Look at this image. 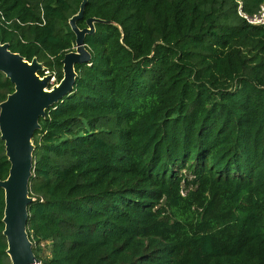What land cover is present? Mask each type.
Here are the masks:
<instances>
[{"label": "trees", "instance_id": "obj_1", "mask_svg": "<svg viewBox=\"0 0 264 264\" xmlns=\"http://www.w3.org/2000/svg\"><path fill=\"white\" fill-rule=\"evenodd\" d=\"M81 2L0 0V43L58 83ZM89 18L118 27L94 24L32 137L38 264H264V24L233 0H87ZM13 91L0 73V103ZM9 167L0 140V180ZM3 210L0 189L11 264Z\"/></svg>", "mask_w": 264, "mask_h": 264}, {"label": "water", "instance_id": "obj_2", "mask_svg": "<svg viewBox=\"0 0 264 264\" xmlns=\"http://www.w3.org/2000/svg\"><path fill=\"white\" fill-rule=\"evenodd\" d=\"M86 2L82 0L78 12L68 20L75 35V46L61 60L63 76L56 84H53V76L36 58L28 62L18 53L11 52L7 43H0V73L14 87V91L0 103V140L4 143L5 156L10 164L6 179L0 180V189L4 193L2 235L11 264L38 262L26 233V225L28 206L34 201L29 196V180L33 167L32 137L40 129L39 119H43L50 107L72 92L77 77L74 66L91 61L84 39L94 33V24L118 27L111 21L89 18L85 27L80 29L77 22L83 19ZM40 72L44 75L40 76Z\"/></svg>", "mask_w": 264, "mask_h": 264}, {"label": "built area", "instance_id": "obj_3", "mask_svg": "<svg viewBox=\"0 0 264 264\" xmlns=\"http://www.w3.org/2000/svg\"><path fill=\"white\" fill-rule=\"evenodd\" d=\"M236 4V11H237V15L243 19L244 21H246L249 25L252 26H260L264 24V3L262 5H260L258 11L256 14H253L252 16L248 15L247 13L244 12L243 10V3L242 0H233ZM0 19L2 21H4V16L2 15V13L0 12ZM6 25H10L9 22L5 21ZM35 264H38L35 263Z\"/></svg>", "mask_w": 264, "mask_h": 264}, {"label": "rangeland", "instance_id": "obj_4", "mask_svg": "<svg viewBox=\"0 0 264 264\" xmlns=\"http://www.w3.org/2000/svg\"><path fill=\"white\" fill-rule=\"evenodd\" d=\"M52 79L54 80L53 81V84H55V78H54V76H53ZM41 256H44V257L49 256V246L48 247H44V246L42 247Z\"/></svg>", "mask_w": 264, "mask_h": 264}]
</instances>
